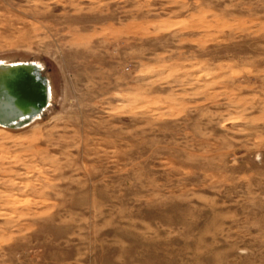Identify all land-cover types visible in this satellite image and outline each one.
<instances>
[{"label":"rangeland","instance_id":"1","mask_svg":"<svg viewBox=\"0 0 264 264\" xmlns=\"http://www.w3.org/2000/svg\"><path fill=\"white\" fill-rule=\"evenodd\" d=\"M46 110L0 127V264H264V0H0V62Z\"/></svg>","mask_w":264,"mask_h":264},{"label":"water","instance_id":"2","mask_svg":"<svg viewBox=\"0 0 264 264\" xmlns=\"http://www.w3.org/2000/svg\"><path fill=\"white\" fill-rule=\"evenodd\" d=\"M50 85L33 61L0 62V127L21 128L46 110Z\"/></svg>","mask_w":264,"mask_h":264},{"label":"bare ground","instance_id":"3","mask_svg":"<svg viewBox=\"0 0 264 264\" xmlns=\"http://www.w3.org/2000/svg\"><path fill=\"white\" fill-rule=\"evenodd\" d=\"M51 100V99H50Z\"/></svg>","mask_w":264,"mask_h":264}]
</instances>
